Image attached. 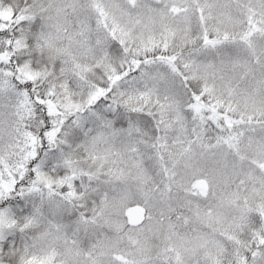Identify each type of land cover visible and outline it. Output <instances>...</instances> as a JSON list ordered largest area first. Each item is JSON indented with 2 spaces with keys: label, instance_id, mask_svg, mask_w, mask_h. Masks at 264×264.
I'll return each instance as SVG.
<instances>
[{
  "label": "snow or ice",
  "instance_id": "1",
  "mask_svg": "<svg viewBox=\"0 0 264 264\" xmlns=\"http://www.w3.org/2000/svg\"><path fill=\"white\" fill-rule=\"evenodd\" d=\"M0 264H264V0H0Z\"/></svg>",
  "mask_w": 264,
  "mask_h": 264
}]
</instances>
